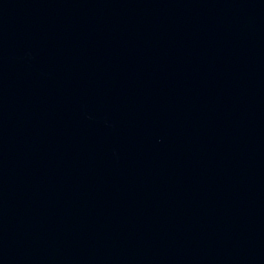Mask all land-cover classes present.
Returning <instances> with one entry per match:
<instances>
[{
  "label": "water",
  "instance_id": "water-1",
  "mask_svg": "<svg viewBox=\"0 0 264 264\" xmlns=\"http://www.w3.org/2000/svg\"><path fill=\"white\" fill-rule=\"evenodd\" d=\"M0 264H264V0H0Z\"/></svg>",
  "mask_w": 264,
  "mask_h": 264
}]
</instances>
